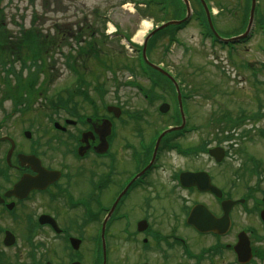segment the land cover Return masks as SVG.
Wrapping results in <instances>:
<instances>
[{"label":"flooded vegetation","instance_id":"obj_1","mask_svg":"<svg viewBox=\"0 0 264 264\" xmlns=\"http://www.w3.org/2000/svg\"><path fill=\"white\" fill-rule=\"evenodd\" d=\"M255 7L264 9V0ZM161 85L168 84L154 83ZM132 98L134 106L130 98L110 104L98 98L89 114L59 115L60 127L52 122L32 140L23 130L11 133L7 118H0V264H239L234 245L242 231L255 254L263 228L262 168L252 169L250 188L236 196L233 179L242 176L228 160L227 145L216 158L209 154L221 145L214 134L206 143L203 116L183 113L184 126L158 139L182 123V114L156 112L151 95L141 106ZM186 172L216 188L188 183ZM198 205L225 230L194 227L188 216Z\"/></svg>","mask_w":264,"mask_h":264},{"label":"rangeland","instance_id":"obj_2","mask_svg":"<svg viewBox=\"0 0 264 264\" xmlns=\"http://www.w3.org/2000/svg\"><path fill=\"white\" fill-rule=\"evenodd\" d=\"M148 1L0 0V6L4 7L2 9L5 30L9 32L8 44L18 41L21 37V29L28 27L32 29L36 26L35 28L50 33L62 27L66 32L73 34L80 29L79 32L81 31V35L83 38L86 36V39L89 38L87 36L89 32L94 30L91 35L94 38L93 44L87 45L84 50L86 53L79 56L82 59L76 62L72 56L73 67L68 64L65 55L69 47H76L74 38L62 44L58 51L48 54L52 58L50 61L52 66L46 68L47 75H44V72L36 75L39 82L32 88L34 90L32 95L27 94L30 96L31 103L24 100L25 105L30 103L24 110L17 109L16 112L13 110L12 100L0 99V118H7V128L12 131L11 133H18L23 128L29 127L31 136L35 138L39 129L49 127L51 122L48 120V115H53L56 119L64 115L65 111L61 107L55 112L58 97L68 96L73 88L77 89L85 83L84 96L88 97V103L83 102L82 98L78 99L76 96L73 98L76 102L81 100V104L74 105L75 109L81 112L89 114L92 111L91 101L94 102L98 97L105 103H111L119 97L130 98L134 104L132 97H140V95L135 89L122 86L120 82L136 79L145 85L147 78L138 75L135 65L136 52L125 47L117 35L114 37L106 35L108 23L103 16L107 14L112 23L131 36L132 41L142 45L146 33L144 35L140 33L144 28L141 22L146 20L148 26L154 27L160 23L157 21L164 15L161 10L146 8L145 4ZM159 1L161 5H165L164 19L182 16L183 11L178 7V1L173 0L174 4ZM215 5L213 4V7ZM217 7L216 5L212 9L218 11ZM230 17L226 10L216 13L215 30L223 35L238 31L239 23L231 21ZM189 21L185 27L175 31V41H171L169 37L158 39L154 51L147 54L153 64H159L179 77L178 79L183 83L184 93L189 95L185 101L187 105L191 104L190 112L199 113L204 118L206 141L209 142V138L212 139L209 135L212 132L209 130L223 133V135L233 134L234 138L232 136L221 143L231 145L228 160L234 168H238L237 173L242 176L241 180L233 179L236 196H240L244 193V188H250L249 184L254 179L255 172L249 162L252 158L261 162L262 169L259 172L264 176V138L258 134L259 129L264 130V116L260 117L264 114V53L260 50L263 45L261 33L255 26L251 39L244 45L237 46L230 55L224 47L213 46L209 39L202 38L201 26L195 19L191 18ZM137 37H141V40H137ZM88 46L91 48L89 52H87ZM7 49L4 47L3 50ZM4 51H0V70L1 68H22L21 60L5 61ZM38 64V62L36 65L29 64L30 67L26 68L35 71ZM133 70H136V74L131 72ZM22 76L28 77L26 69L23 70ZM29 77L30 83L35 79V73L29 72ZM0 79V97H2L1 91L4 89L1 84L3 83L1 75ZM223 112H230L231 118L225 117V120L219 118ZM209 115H216L217 117L213 116V118L220 119V122L212 120ZM253 119L259 120L254 122ZM227 120H230L228 122L231 128L225 129L223 126L228 125ZM236 124L237 126H234ZM198 131L202 133L200 128ZM239 216V225L244 224L245 218ZM262 234L264 236V232ZM258 246L264 249V238Z\"/></svg>","mask_w":264,"mask_h":264},{"label":"trees","instance_id":"obj_3","mask_svg":"<svg viewBox=\"0 0 264 264\" xmlns=\"http://www.w3.org/2000/svg\"><path fill=\"white\" fill-rule=\"evenodd\" d=\"M5 29L6 27L4 25L3 9L0 8V39L6 36L7 30ZM21 33H22V36L18 40L17 45L14 48L15 50L9 48V51L6 52V58L7 60H14L16 58L20 59L22 61L23 66L25 65L29 66V64L36 65V62L39 61L37 68H40V69H35V71L29 70L30 68L27 69L29 70L30 74L35 73V79L30 83L29 85L30 91H28L29 95H32V91H33L32 86L34 82L37 81L36 75L39 72L41 73L44 72L43 74L47 75L48 71L46 68L47 66L50 65V61L52 60V58L48 56V54L52 53L54 49H57V47L60 46V43L62 42H61V38L52 37L47 32L42 33L40 29L38 30V29L30 28V29L23 30ZM76 53L77 55L84 54L85 53L84 47H79L76 50ZM70 56H72L71 52H70ZM74 59L75 60L80 59V57L75 56ZM70 61H71V58H69V62ZM11 71L15 73V71L13 70ZM77 89H79V87Z\"/></svg>","mask_w":264,"mask_h":264},{"label":"water","instance_id":"obj_4","mask_svg":"<svg viewBox=\"0 0 264 264\" xmlns=\"http://www.w3.org/2000/svg\"><path fill=\"white\" fill-rule=\"evenodd\" d=\"M254 1V0H253ZM252 13H253V10H251V15H252ZM168 23V22H167ZM170 23H177V21H171V22H169L168 24H170ZM167 24H164V25H162L161 27H164V26H166ZM154 31H156V30H154ZM152 33V32H151ZM154 68H158L157 66H155V65H152ZM198 227H200V228H202V229H212V230H215L216 229V226H214V224L213 223H211V224H209L208 225V227H206V226H204V225H200V226H198ZM248 244V242H247V240H246V242H240L239 241V243L237 244V248H238V251H239V253H240V259H247V258H249L250 257V249H249V246L247 245Z\"/></svg>","mask_w":264,"mask_h":264},{"label":"bare ground","instance_id":"obj_5","mask_svg":"<svg viewBox=\"0 0 264 264\" xmlns=\"http://www.w3.org/2000/svg\"><path fill=\"white\" fill-rule=\"evenodd\" d=\"M142 24H143V30L140 32V33H142L141 35H143V32H146V29L148 28V24H147V22L146 21H143V22H141ZM137 40H141V37H137Z\"/></svg>","mask_w":264,"mask_h":264}]
</instances>
